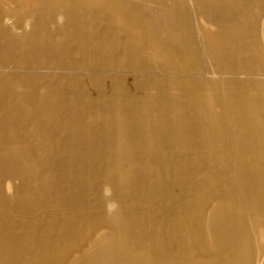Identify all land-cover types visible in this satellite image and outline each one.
<instances>
[{"label":"bare ground","instance_id":"1","mask_svg":"<svg viewBox=\"0 0 264 264\" xmlns=\"http://www.w3.org/2000/svg\"><path fill=\"white\" fill-rule=\"evenodd\" d=\"M195 1L158 0L165 33L136 12L139 0H0V135L16 128L0 138V264H264V0H247L234 24L216 20L214 33L201 5L241 0ZM95 74L111 80L109 95L61 89ZM78 156L104 159L110 207L148 190L167 218L146 229L141 201L121 204L78 245L59 230L73 215L7 196L16 181L17 197L44 196L49 164Z\"/></svg>","mask_w":264,"mask_h":264},{"label":"rangeland","instance_id":"2","mask_svg":"<svg viewBox=\"0 0 264 264\" xmlns=\"http://www.w3.org/2000/svg\"><path fill=\"white\" fill-rule=\"evenodd\" d=\"M99 1L104 2L105 0H99ZM139 2H141V5L139 7L135 8L136 12L138 14L144 13V19L145 20L151 22L152 24L155 23L157 26L159 25L163 29V31L165 33H167L168 30H166L165 26L163 25L164 12L161 9V7L159 6L158 0H139ZM187 2L195 3L196 1L195 0H187ZM248 4H249V1L241 0L240 7L238 10L229 9L227 7H219L217 9L213 6L208 5V4L201 5V7H200L201 15L209 23L213 24V26H214L213 27L211 25L206 30H209L213 33L218 31L220 28V24H217L216 20L218 21L219 19H222V23L224 22L225 24H234V23H236V19H239V18L244 19L246 12L243 11V8ZM94 15L95 14H93V16ZM32 29H33V26H31V28H29L28 31L31 32ZM164 36H165V34H164ZM198 38L200 40L199 35H198ZM39 58H40V56H39ZM82 58L83 57L81 55L74 56V59H77V60H81ZM11 60L13 61L14 59L11 58ZM64 60L66 61V59H64ZM59 61H62V60H60L59 58L53 57L52 58V65H54V67H55L56 64L59 63ZM65 61H64V63H66ZM207 62H209V61H207ZM62 74L63 73L59 71L56 74H52V75L53 76H61ZM67 76H69V75H67ZM69 77L74 78L75 76L70 75ZM79 79L81 81H78V82L76 80H73V81H70L69 79L65 80V82H63V84L61 85V89H63V86H64V91H67V92L69 91V92H74V93L75 92L76 93L81 92L84 89L87 91L88 96L96 97L97 90L99 89L100 86L103 87V85H104V88L106 89V91H105L106 94L107 95L110 94L109 90H110V81L111 80L109 78H107L106 76H101V74H98V75L95 74L94 77L84 76L81 78L79 77ZM55 81H56V78L52 80L53 84H57V82H55ZM59 81H64V80H59ZM132 82H133L132 76H127L126 77V88L131 90V91L133 89ZM66 86H67V88H66ZM15 129L16 128L14 125L9 126L8 130H5L6 132L8 131V133H6V132L2 133L0 135V138L2 140H7V139L13 140V138L16 137L14 135V133H16ZM3 135H6V136H3ZM27 141L28 140H26L27 145H29V147L32 149L37 148V147H39V145H41L40 141H38V140L31 139L29 142H27ZM33 142H35L36 144ZM51 142H53L52 145H51ZM47 144L49 147H53V149H54L53 154L58 155V154L63 153L62 152L63 151L62 146L61 145L58 146V144H56V142L51 141V140H47ZM56 149H58L61 153H59L58 151H55ZM63 154H61L59 156H62ZM96 154H102L101 150L96 151ZM77 158L78 159L75 162L73 161L72 163H70V161L67 160V158H66L65 160H67V162H64L63 165H65L67 163L65 165L67 167L63 168V170L62 169L59 170V169H56V167H54L53 164L55 163L57 165L58 164L57 162H54L53 164H49V166L47 168L49 170L48 173H49V176H51L53 174L55 175V182L53 184L54 187L51 188V191L48 192L47 194L45 193L44 196H39L31 190H28V191L23 190V191L19 192V193H21V195H19V197H17L18 192H17L16 188L19 186V182H17V181L15 184V189L13 191L8 192L7 196H13L12 202H30L31 204L35 205L36 208H40V209H45V208H48L50 206L56 205V207H58L60 210H62L60 212V214L58 215L59 218H62L63 214H64L63 216H65L66 214H68V216L70 214L73 215L72 218L70 219V221L65 222L64 224H62L59 227V230L62 232V234L70 231L71 235L64 234L65 235L64 237L67 238V236H72V235L74 236L75 235L74 236L75 238H73V241L75 243L77 242L78 245H80L81 242H82L81 244L84 243V237H82V236L86 237L88 233H91L94 229L95 230L98 229L99 228L98 226H100V225H101V227L106 226V224L102 225L99 223V221H100L99 218L102 215L104 217L109 216V214L112 211L114 213L117 212L119 210V206L121 204L126 203L128 206L131 205L134 207V206H136L138 201H141L140 204L143 207L142 210L145 209V211H146L148 209L147 211L150 213L149 216L146 215V219L148 220V222L146 221L143 224V228H146V229H147V227L149 228V224H150L149 219L150 218H151V221H153V219L159 220L162 217L167 218L168 214H165L167 211L160 208V207H163L164 205H166L167 207H170L169 204L168 205L165 204V203H167V201H163L160 199L153 198L151 195V191H148V190H140L135 195L134 194L131 195L130 193H128L125 195V196H127L125 198V202H112V203H115V206L110 207L109 203H111L110 201L113 198V192H115V188H113L112 190H109V191H103V189L101 188V184L103 183L102 176L107 172V168H104V166H103L104 159H102V158L91 159L90 158V161H89V158L85 159L81 156H78ZM81 160H82V162H81ZM89 162H95V164L89 166V164H90ZM78 163H80V164H78ZM100 165H101V167H100ZM53 168L56 170V172L54 171ZM72 170H73V172H72ZM85 172H88V173H86L88 177L87 176L85 177V174H83ZM133 176H135V175H133ZM57 177L59 179H57ZM172 180L173 181L175 180V173H172ZM60 183H62V184L59 185ZM58 186H60L59 189H58ZM180 189H181V186L175 184L173 186L172 191L175 194H178ZM53 193H54V195H53ZM143 202H145L146 204ZM153 202H158L159 204L153 203ZM173 202H176V200ZM64 206H65V208H64ZM75 206H78V207H75ZM157 206H158V208H157ZM75 209H76V211H75ZM140 211H141V209H140ZM85 213H87L88 214L87 216H89L86 219H84L86 216ZM171 213H170V215H171ZM92 214H93V216H92ZM83 215H85V216H83ZM158 215L161 217L159 218ZM94 216L96 217V219H93V218H95ZM90 217L92 220L90 219ZM86 220H88V221H86ZM84 221L86 223H89V225L85 224ZM82 226H85V227L82 228ZM78 227H80V229ZM115 227L117 228V227H119V225L116 224ZM77 228H78V230H77ZM70 232H69V234H70ZM79 232H80V234L83 232L81 234V237L80 236L77 237ZM110 232H111V230L109 229V227L104 229V231H103L104 235H107ZM76 238L78 240H76Z\"/></svg>","mask_w":264,"mask_h":264}]
</instances>
